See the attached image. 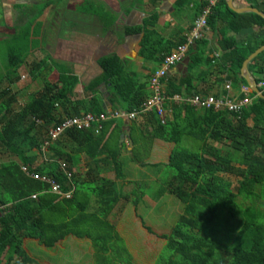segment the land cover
Wrapping results in <instances>:
<instances>
[{
	"label": "trees",
	"instance_id": "1",
	"mask_svg": "<svg viewBox=\"0 0 264 264\" xmlns=\"http://www.w3.org/2000/svg\"><path fill=\"white\" fill-rule=\"evenodd\" d=\"M159 1L150 3L156 7ZM190 4L191 0L179 1L180 8ZM50 6L46 2L40 16ZM203 6L194 5L196 17ZM255 7L264 11L261 3ZM228 16V25L237 33L264 28V19L257 14L240 15L228 9ZM214 18L212 12L209 25ZM157 19L155 11L142 26L127 28L125 33L142 35L140 58L161 66L186 39L178 43L162 39L155 30ZM31 23L30 29L34 26ZM3 44L9 45V50L0 52V155L5 152L13 159L0 162V264H45L27 253L24 241L35 240L44 248H55L69 237L88 240L96 264H111L112 260L124 264L115 259L120 258V250L114 246L118 233L111 222L122 200H130L118 186L126 180L122 154L128 152V145L125 140L120 144L123 120L111 118L100 123L99 134L94 123L88 130H67L55 141L49 135L67 118L106 113L101 87L106 89L112 113L138 112L131 121L128 140V154L134 163L151 165L147 160L156 140L174 145L167 163L153 165L162 168L161 186L154 197L160 200L169 193L184 204V210L170 233L161 237L165 245L155 264H264V207L260 205L264 201V100L252 93L251 104L231 112L196 108L173 99L182 97L183 90L190 96L196 93H192L191 72L203 62H211L204 57L207 44L203 39L188 54L186 77L179 82L164 80L168 97L165 121L155 110L144 111L153 96L149 82H138L137 74L116 54L99 59L102 74L85 89L88 95L82 98L75 91L79 79L66 66L52 65L50 58L32 62L30 81L42 79L43 87L16 109L18 96L13 87L21 81L19 71L40 49L33 34L0 42V51ZM233 47L224 56L226 72L236 80L239 76L246 85L240 71L250 53L245 47ZM263 57L264 52L251 63L258 64L261 75L264 62L258 61ZM55 70L58 78L52 80L50 75ZM260 90L264 94V85ZM185 140H190L194 148L184 146ZM82 158L87 161L83 175L78 169ZM109 172L115 173L114 180L103 176ZM39 178L55 181L61 192H71V197L52 193L51 185ZM239 198L249 201L250 206L239 207ZM133 204L138 206L139 200ZM236 216L240 218L238 226L229 225L220 235V224Z\"/></svg>",
	"mask_w": 264,
	"mask_h": 264
},
{
	"label": "crops",
	"instance_id": "2",
	"mask_svg": "<svg viewBox=\"0 0 264 264\" xmlns=\"http://www.w3.org/2000/svg\"><path fill=\"white\" fill-rule=\"evenodd\" d=\"M179 1L160 0L157 6L154 7L151 5L150 0H0V42L5 43L15 35L33 34L34 42L38 44L40 50L32 54L29 65L24 66V68H28L30 71L29 68H31L32 62L40 63L46 58H50L49 61L52 65L57 63L66 66L71 74L79 79L78 89L75 90L78 98L88 95L85 89L102 74V69L98 63L99 59L108 55H118L129 69H132L130 67L134 68L132 71L137 74L138 82L148 83L151 75L161 66L153 60L140 58L139 49L142 35H128L125 33V29L142 26L145 19L156 11L158 19L155 30L162 39L173 43L186 39L196 16L193 7L180 8ZM46 2H50L51 6L45 14L40 16L42 7ZM256 3H261L264 8L263 0H222L216 5L213 11L215 15L213 25L208 24L206 33L202 38L207 44L205 45L204 57L211 62H203L191 72L194 77L191 86L194 87L192 93L196 92L194 95L217 98L228 96L233 102H239L242 100V95L248 97L253 93L242 75V69L240 77L246 81V85L239 80V76L236 80L234 75H231L228 71L226 72L224 56H228L231 48H234L233 46L245 47L250 56L261 47H264V45H261L264 40V28L252 27L237 33L228 25L231 20V17L228 16V9L240 15L251 13L237 12L247 8L258 10L264 14L263 10L255 7ZM31 22L34 26L30 29ZM41 24L43 25L42 29H40ZM3 45L2 49L6 46ZM195 46L196 44L190 50ZM7 47L9 49V45ZM222 48L229 50H223ZM188 60L187 55L181 64L169 70L166 78H170L175 82L185 78ZM252 61L248 64V71L251 79L256 81L260 89L264 85V75L258 72V64H251ZM258 62L262 64L264 57ZM50 77L52 80H56L58 71L52 72ZM38 82H41L43 87L42 79L31 83ZM227 86H230V89H227ZM104 88L101 87L100 92L104 99L106 112H109L111 111V104ZM165 88L166 84L163 82L164 91ZM193 96L183 90L182 99ZM253 97V95L249 96L251 100ZM121 119L123 120L122 130L126 142L129 140V128L132 120L127 117ZM159 142L160 140L154 142L153 147L158 148L155 151L152 149V154L155 153L156 157H160L166 151L168 153L167 160L163 161V163H166L174 145ZM127 150L128 152L131 151V144L127 146ZM154 164L162 163L156 160L151 166ZM78 169L87 170V161L84 158L79 163ZM106 174H103V176L106 177ZM110 174L113 175V172H109L107 178L114 180L115 175L111 177ZM149 178L151 180L159 179L160 174L148 176L147 179ZM128 179L126 178L123 182L135 185L134 181L131 182ZM115 216H113L111 222L119 232L118 224L114 222ZM64 241H61L56 247L61 246ZM35 243L39 245L35 240L27 239L24 241V248L30 256L33 252L27 250V246ZM33 250L36 253L38 251L36 248ZM37 260L48 264L40 259Z\"/></svg>",
	"mask_w": 264,
	"mask_h": 264
},
{
	"label": "rangeland",
	"instance_id": "3",
	"mask_svg": "<svg viewBox=\"0 0 264 264\" xmlns=\"http://www.w3.org/2000/svg\"><path fill=\"white\" fill-rule=\"evenodd\" d=\"M8 50L6 45L0 52L6 53ZM130 68H132L131 70L134 69L133 67ZM28 71V68H23L19 71L21 81L13 87V91L17 92L18 96V102L15 105L16 109L24 106L30 100L31 95L42 88L41 82L31 83ZM104 91L106 92V90ZM161 142L165 143L163 141L159 143ZM184 146L188 149L194 148V144L190 140H185ZM157 148L154 146L152 149L155 151ZM167 154L165 151L160 157H156V154L153 153L147 162L152 164L157 160L164 164L163 161L167 160ZM11 159L13 158L5 152L0 155V162H7ZM122 163L126 178H129L128 180H131V182L134 181L135 185L125 184L123 181L118 182L119 189L122 186L123 194L128 195L130 200H122L111 217L112 220L113 216L116 215L114 222L118 224L120 230L119 232L117 231V242L114 243V246L120 250V258L115 257V259L117 262L124 264H155L165 245V240L161 237L169 234L173 226L178 222L183 214L184 204L169 193H166L160 200L155 199L154 196L161 186L160 178H155L154 180L147 178L148 176L160 174L162 168H156L151 165L146 166V168H140L138 164L131 160L126 151L122 154ZM84 172V169L79 171L82 175ZM113 175H115L114 172ZM113 175L110 174L111 177H114ZM107 176L108 173L106 174ZM165 177H169L168 169H166ZM228 178L233 184H237V180L234 177L228 176ZM135 199L139 200L138 206L133 204ZM260 203L264 207V201ZM238 205L246 208L250 206V202L239 198ZM239 220L240 218L236 216L223 222L222 225L220 224L222 233L219 234L222 235L229 225H235L234 227L236 228ZM216 228L219 229L218 227ZM148 229H151V232ZM34 248L38 249L37 253L33 250ZM27 250L33 252L31 253L32 257L48 264H96L92 256L91 243L74 237L67 238L58 248H41L35 243L28 244ZM111 264H114L113 260Z\"/></svg>",
	"mask_w": 264,
	"mask_h": 264
},
{
	"label": "built area",
	"instance_id": "4",
	"mask_svg": "<svg viewBox=\"0 0 264 264\" xmlns=\"http://www.w3.org/2000/svg\"><path fill=\"white\" fill-rule=\"evenodd\" d=\"M222 0H191V7H194L195 4H204L201 13L196 17L192 29L186 37V42L180 46H178L175 51L171 54L167 55L161 65V67L151 75L149 80L150 89L153 92L152 98L145 105L144 111L155 110L162 119L165 121V117L167 114V110L165 108L168 97L164 94L163 90V82L166 79L168 72L170 69L181 64L185 58L187 57L190 48L196 44L197 41L201 40L207 30L208 27V18L212 14L216 5ZM227 89H230V86H227ZM176 102H188L191 103L193 107L202 108V109H214V110H228L231 112H238L243 106H247L251 104L252 100L249 97H245L239 102H233L229 99L228 96H222L220 98L214 96H202V95H194L193 97L182 99L180 96H175L173 98ZM138 115V112H134L131 114H126L124 112H116L112 113V111L103 113L99 116H95L93 114H86L82 117H74L67 118L65 121L58 125L56 128L50 131V138L52 141H55L63 135L64 132L70 129L77 130H88L92 128V124L96 123L98 126L95 128V133L99 134L102 129V125L100 123L109 120L111 118H124L127 117L129 119H134ZM127 145H129V141H126ZM48 143H46V146ZM63 169H65L66 165L62 164ZM69 179L72 178L71 174H68ZM38 178V177H35ZM42 181H46L51 185V192L54 194L62 195L63 197L70 198L71 192L67 194H63L61 192L60 185H58L55 181L49 180L46 178H39ZM36 199L34 195L32 197Z\"/></svg>",
	"mask_w": 264,
	"mask_h": 264
},
{
	"label": "water",
	"instance_id": "5",
	"mask_svg": "<svg viewBox=\"0 0 264 264\" xmlns=\"http://www.w3.org/2000/svg\"><path fill=\"white\" fill-rule=\"evenodd\" d=\"M237 12H251V13H256L258 15H260L261 17L264 18V14L259 12L258 10L255 9H243L242 11H237ZM264 51V47H261L260 49H258L254 54H252L243 64V68H242V75L243 77L246 79L248 86L251 88V91L255 94L256 98L259 99H263L264 100V94L263 92L259 89L257 83L255 80L251 79L249 71H248V64L250 61H252L254 58H256L261 52ZM130 137V136H129ZM125 139V135L121 136V141L120 144L122 145L123 141Z\"/></svg>",
	"mask_w": 264,
	"mask_h": 264
}]
</instances>
